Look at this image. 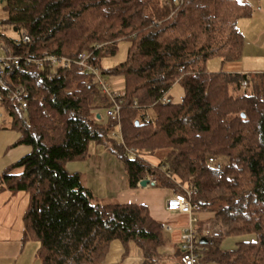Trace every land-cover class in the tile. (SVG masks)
<instances>
[{
  "label": "trees",
  "instance_id": "1",
  "mask_svg": "<svg viewBox=\"0 0 264 264\" xmlns=\"http://www.w3.org/2000/svg\"><path fill=\"white\" fill-rule=\"evenodd\" d=\"M0 4L7 13L0 38L13 57L4 69L0 108L19 133L14 145L30 147L0 173V191L28 195L23 241L37 242L41 264H106L115 240L124 256L135 242L144 264H156L158 247L170 240L147 205L97 197L81 172L67 169L68 162L86 160L93 144L122 161L132 188L152 177L175 191L196 187V214H212L210 227L197 230L203 264H264V72L208 69L214 58L222 64L240 60L244 37L237 21L249 13L245 3ZM122 39L129 41L126 59L104 69L103 57L115 54ZM81 53H91L90 62L107 80L123 79L119 120L99 114L111 102L92 72L76 63L38 66L24 59ZM19 85L26 88V109L13 98ZM227 238H234L231 248L224 247ZM178 251L181 257L180 245Z\"/></svg>",
  "mask_w": 264,
  "mask_h": 264
},
{
  "label": "crops",
  "instance_id": "2",
  "mask_svg": "<svg viewBox=\"0 0 264 264\" xmlns=\"http://www.w3.org/2000/svg\"><path fill=\"white\" fill-rule=\"evenodd\" d=\"M247 5L249 13L237 21V28L244 37L243 52L240 60L221 63L214 58L208 62V69L217 71L223 69L228 72L262 73L264 72V0H238ZM117 90L124 87L123 79L119 76L108 78ZM5 120V118H4ZM4 121L0 125V152L10 159L0 163V173L11 163L30 151L24 144L9 143L11 138L3 134L5 130H13ZM4 156V157H5ZM157 158L151 157L153 164ZM86 172H82L86 185L100 198H115L118 202L142 203L148 206L152 216L160 221L170 238L169 242L158 247L159 256L156 264H181L178 251L182 230L191 222L188 213L170 211L166 207L167 198L175 190L164 188L152 183L138 188L130 186L129 177L122 161L112 154L104 145L93 144L89 157L84 160ZM2 164V165H1ZM79 171V170H77ZM81 172V171H79ZM151 179V178H149ZM28 204V195L23 192L10 193L0 191V264H41L37 255V245L23 241V214ZM212 217L211 212L197 213V221L193 223L198 230L200 225L207 227ZM234 238L224 241L225 248L233 246ZM123 244L115 240L106 256V264H144L142 249L130 242L127 254L124 256ZM213 263V262H212Z\"/></svg>",
  "mask_w": 264,
  "mask_h": 264
},
{
  "label": "built area",
  "instance_id": "3",
  "mask_svg": "<svg viewBox=\"0 0 264 264\" xmlns=\"http://www.w3.org/2000/svg\"><path fill=\"white\" fill-rule=\"evenodd\" d=\"M180 2L182 0H179ZM24 41H29V37L27 35L23 36ZM0 40V100H1V88L5 87L4 81V69L8 65V62L13 59L11 55H1V51L6 50V46L1 44ZM91 53H81L75 58H70L62 55L55 54H45L38 58L26 57L27 63L35 62L38 66L42 64L49 63L51 65L63 64L68 65L70 63H76L89 72H92L98 81L99 88L101 92L109 99L111 102V106L107 108L106 113L111 119H120V110L122 108V103L124 101L123 95L124 93H118L110 82L102 76L100 69L90 62ZM15 61H19L22 57H15ZM26 88L23 85H19L15 87V91L13 93V98L17 102L22 104V108H27V102L24 100ZM4 111H0V125L4 122ZM121 136V133L119 132ZM118 136V135H117ZM122 137V136H121ZM130 153L135 154L134 149L129 150ZM210 162L214 161L213 157H210ZM150 183L153 185L157 184V179L152 177L150 179ZM182 191H174L167 198L166 207L170 211H179L188 213L191 216L190 224L182 230L181 233V241H180V249H181V264H203L200 260V254L198 251L197 244V229L193 225L194 222L197 221L196 211L199 209V204L193 202V192L196 190L195 186H184L180 185Z\"/></svg>",
  "mask_w": 264,
  "mask_h": 264
},
{
  "label": "rangeland",
  "instance_id": "4",
  "mask_svg": "<svg viewBox=\"0 0 264 264\" xmlns=\"http://www.w3.org/2000/svg\"><path fill=\"white\" fill-rule=\"evenodd\" d=\"M6 17H7V13L5 12L4 8L2 7V4H0V20H4V19H6ZM6 33H10V30L7 29ZM11 33L13 35H16L15 32H11ZM0 40H1V42H3L2 38H0ZM1 44H3V43H1ZM4 46H7V44H4ZM128 47H129V41L128 40H126V39L120 40L119 43H118V49H117L116 53L115 54H109V55H106V56L103 57V59L101 61L102 67L104 69H110V68H113L115 65H117L119 62L125 60L126 57H127ZM1 55L2 56L5 55V52L4 51H1ZM108 82H110V84H111V81L108 80ZM115 90H117V89H115ZM117 92H121V91L120 90H117ZM176 95H178V94H176ZM176 95H175V97H176ZM0 111H3V109L0 108ZM99 114H101L103 116L104 120L107 119L106 112H105L104 109H101ZM4 118L7 119V116L5 115ZM0 130H3V129L0 128ZM118 131H119V129H117V132ZM3 134H7L8 136H10L11 140H10L9 143H12L18 137V134L16 133L15 130L14 131H12V130H5L3 132ZM115 135L116 136L118 135L117 137L122 138L119 135V132L116 133ZM2 151L0 152V163H2L4 161H8L10 159V154L13 153V151H12V152L9 153L8 156H5L4 153H2ZM160 155H162V154H160ZM220 160L221 161H225V158H221ZM66 167L70 171H77V170H79V171H81V173L82 172H86V166H85V161L84 160L83 161H71V162H68L66 164ZM106 199H110V198H106ZM110 200L111 201H116L115 198L110 199ZM209 227H210V224H209ZM30 243H34V244L37 245V242L30 241ZM209 264H221V263L213 262V263H209Z\"/></svg>",
  "mask_w": 264,
  "mask_h": 264
},
{
  "label": "water",
  "instance_id": "5",
  "mask_svg": "<svg viewBox=\"0 0 264 264\" xmlns=\"http://www.w3.org/2000/svg\"><path fill=\"white\" fill-rule=\"evenodd\" d=\"M244 115V114H243ZM100 116V115H99ZM150 183V179H144V180H142L141 181V186H146L147 184H149ZM201 243H203V242H206L207 240L205 239V238H201Z\"/></svg>",
  "mask_w": 264,
  "mask_h": 264
}]
</instances>
